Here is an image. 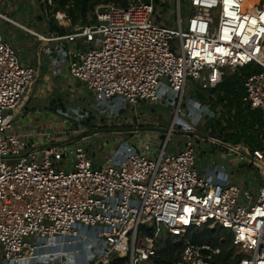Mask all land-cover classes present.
Segmentation results:
<instances>
[{
	"label": "built area",
	"instance_id": "built-area-1",
	"mask_svg": "<svg viewBox=\"0 0 264 264\" xmlns=\"http://www.w3.org/2000/svg\"><path fill=\"white\" fill-rule=\"evenodd\" d=\"M263 1L249 7L246 0H96L86 19L74 23L68 13L72 1L63 8L56 0H0L2 264H112L114 258L154 264L159 244L169 236L181 248L175 264H217L222 248L189 237L206 226L231 233L236 256H242L238 264H264V149L250 153L241 144L262 169L250 164L231 183L220 160L244 157L240 145L181 134L192 131L190 118L224 121L214 95L199 100L196 93L185 94L188 79L195 91H212L228 71L248 65L261 70L244 79L243 104L260 114L255 133L264 132ZM182 2L192 10L186 23ZM43 13L54 35L37 25ZM5 24L41 48L55 44L46 51L54 66L66 58L55 76L85 107L67 103L32 118V127L24 121L23 108L40 73L7 40ZM144 102L178 104L165 137L159 124L148 132L137 124L127 132L131 138H119L114 128ZM98 116L104 123L85 125ZM180 119L188 126L179 132L186 140L170 152ZM103 136L114 141L91 151L89 143ZM196 145L201 156L213 150L206 165ZM142 228L153 235L142 237Z\"/></svg>",
	"mask_w": 264,
	"mask_h": 264
},
{
	"label": "rangeland",
	"instance_id": "rangeland-1",
	"mask_svg": "<svg viewBox=\"0 0 264 264\" xmlns=\"http://www.w3.org/2000/svg\"><path fill=\"white\" fill-rule=\"evenodd\" d=\"M260 0H248V4L254 5V2H258ZM264 4V1L261 2L259 6ZM30 8V6H28ZM1 9V7H0ZM170 13L169 20L171 21V27L176 28L175 25V16ZM34 14H37L34 12ZM44 14V13H43ZM41 14V19L36 20L37 25L43 30V33L48 32V28H50V25L48 23V20H46L45 14ZM192 15V10L188 7V5L184 2H182V19L184 23L187 22L188 17ZM23 18H25V14L23 15ZM38 19V18H36ZM25 21V20H24ZM25 24L27 22H24ZM58 24V23H57ZM2 25V22H1ZM33 26V25H32ZM36 27V25H34ZM3 31L5 32L6 38L8 41L12 42L14 46H16L18 49L21 50L24 55V61L25 63H29L31 66L38 65V57L37 54L40 52V56L42 58V64H41V74L37 77L36 81L34 82L32 86V91L28 95V101H26L23 110L25 109L24 113L26 112H32V111H39L42 112V109H53V111H58L60 110V105H53V103L50 105L52 100H59L62 99L64 101V106L68 103H72L74 105L78 106H86V104L81 103V102H75V100H72L73 96L68 95L66 91H64L63 86L59 85L62 83V78L56 77L57 72L59 68H63L64 61L66 58L63 56L62 63L59 62V66L55 67L53 64V60L47 63V60H45L43 53L44 50L50 48V44L45 45L43 48L40 47V44L38 41L35 40V38L30 36H24V33H22L21 30L12 27L10 25H3L1 26ZM34 29V28H33ZM40 30V29H39ZM40 32V33H42ZM54 35V32L52 33ZM53 44V43H51ZM173 44H175L176 48H174V51L177 49L179 51V41L176 39ZM55 46V45H54ZM47 51V52H48ZM48 56V55H47ZM49 58V57H48ZM55 59V57H54ZM59 59V58H58ZM66 62V61H65ZM53 76L51 75V73ZM56 72V73H55ZM55 73V74H54ZM46 78H48L51 82L50 85H45L44 82H46ZM58 85V86H57ZM45 86V88H43ZM46 86H51V88H48ZM57 86V88H56ZM193 88V89H192ZM197 94L198 91L194 90V84L192 80L189 78L187 82V90L185 92L186 95H191L193 96L194 94ZM49 103V104H48ZM77 103V104H75ZM66 108V106H65ZM178 109V104L177 106L174 107H168L163 104H152V103H140L137 105L134 109L133 112H126L124 115V119L120 120V124L117 125L116 128L114 129H119V138L122 139H129L133 135L127 132H131V129L136 128L137 124H141L139 128H142V132H148L150 129H156L157 125L159 124L158 129H161V137H165L166 131L169 130L173 115L175 114V111ZM32 110V111H31ZM182 111H186L185 107L183 108ZM45 112V111H43ZM49 114L48 112H46ZM223 115L221 114V119L223 118L224 120H227L229 118L228 114H224V111L222 112ZM11 114V112H9ZM181 117V116H180ZM179 122V120H178ZM100 123H104V119L102 117L98 116L97 118L90 119L86 122V126L91 127V126H98ZM188 123L192 125V128L200 135H203L205 137H208L210 140L214 141H225L224 138L226 136L228 137L231 135L230 129L225 130L223 134L218 132L216 129V124H212L211 122L207 121L205 117H194L188 119ZM183 127H188L185 122H182V124L178 123V126L175 128V133L173 134L172 140L169 145V150L170 152H175L177 151V148H179L181 145H179V142H183L186 139H183L182 135L177 134L178 132H181ZM103 130H109L111 127L107 125H102ZM130 130V131H128ZM118 132V131H117ZM110 136L109 138H111ZM107 139L106 136L100 137V138H94L90 143L89 147L93 148L91 151L96 150L98 146H104L108 141H114V139ZM227 146H235L232 144L230 141H225ZM207 143V141H205ZM209 147L212 148V144L209 143ZM201 147L199 145H196V155L197 157L201 160L203 165H206V161L204 160L205 158L211 157V154L213 153V150L207 151V153L203 154L201 156ZM212 151V152H211ZM99 155V154H95ZM230 158L227 159L226 161L220 160V163L224 162L226 163L220 171L227 173L228 175V180L229 182H238V174H242L245 172H248L249 170H245L249 167L251 164L247 159L244 157L238 158L236 155H230ZM254 170H261L260 164L255 163L253 166ZM221 173V172H220ZM251 173H246L245 175L250 176ZM211 178H215L213 175H211ZM262 184V183H261ZM143 237V236H142ZM142 237H140V240H142ZM167 237L163 238V241H165ZM235 254H238L239 251L236 249L234 250ZM2 259L3 257L0 254V264H2ZM219 259L217 262H219Z\"/></svg>",
	"mask_w": 264,
	"mask_h": 264
},
{
	"label": "trees",
	"instance_id": "trees-1",
	"mask_svg": "<svg viewBox=\"0 0 264 264\" xmlns=\"http://www.w3.org/2000/svg\"><path fill=\"white\" fill-rule=\"evenodd\" d=\"M64 8L68 3L72 1L73 8L68 10L73 22H77L79 19H86L89 8L92 7L89 3L96 0H56ZM156 4L160 0H155ZM51 25V23H49ZM51 31H55L56 28L53 25L50 26ZM60 34H64L65 32ZM261 68L255 65H248L243 68L237 69L234 73H228L224 82L217 87L216 90L204 91L197 93L198 99L202 100L206 95L211 97L214 95V107L221 106L224 109V113L229 115L227 120L223 122L219 121L216 124V129L221 134L225 130L230 129L231 135L224 138L225 141H230L235 146L244 143L252 153L255 149H264V132L261 135L255 133L254 125L260 118V114L257 111H252L243 104V98L245 97L244 79L252 73L260 72ZM60 105L61 109H64V101L62 99L53 100V105ZM259 141V142H258ZM254 165L253 162H251ZM252 168V166L250 167ZM144 234L152 236L151 230L142 228L140 235ZM189 237L194 243L207 242L212 245L222 248V255L220 256L217 264H238L242 256H236L233 243L231 241V233L217 226L210 229L208 226L201 230H192L189 233ZM158 251L153 257L154 264H175L180 256L181 248L176 245L174 238L167 237L165 241L158 246ZM123 259H113L112 264H123Z\"/></svg>",
	"mask_w": 264,
	"mask_h": 264
},
{
	"label": "crops",
	"instance_id": "crops-1",
	"mask_svg": "<svg viewBox=\"0 0 264 264\" xmlns=\"http://www.w3.org/2000/svg\"><path fill=\"white\" fill-rule=\"evenodd\" d=\"M49 29V28H48ZM48 32H50V33H53V32H51V31H49L48 30ZM55 44L53 43V44H50V48L49 49H51V50H53L54 49V46ZM48 49H46V50H44V53H43V56H44V58H45V60H47V63L48 62H50V57L49 56H47V53H46V51H47ZM37 56H39L38 57V65H35L34 67H36V68H38V70H39V73L41 74V64H42V58H41V56H40V52L37 54ZM28 57V56H27ZM49 57V58H48ZM55 56L53 55V58H54ZM234 73L233 71H228V73ZM51 73V72H50ZM227 73V74H228ZM51 75L53 76V74L51 73ZM46 80V82H44L45 83V85H50V80L48 79V78H46L45 79ZM59 85H61V83L59 84ZM58 86V85H57ZM57 86H56V88H57ZM45 87V86H44ZM43 87V88H44ZM47 87V89L48 88H51V86L49 87V86H46ZM59 88V87H58ZM57 88V89H58ZM53 103V100L51 101V103H50V105ZM49 104V103H48ZM75 104H77V103H75ZM24 111H25V109H24ZM32 111V110H31ZM43 111H45V112H43ZM46 112H48V113H52V112H54L53 111V109H42V112H39V111H32V112H26L25 113V115H24V117H23V119H24V121L25 122H27L28 121V124H29V126H33V125H35L34 123V121L32 122V118L33 119H35V116H38V115H42V114H47ZM27 120V121H26ZM177 134H180L179 132L177 133ZM182 134V133H181ZM182 137H183V135H182ZM183 139H185L184 137H183ZM241 145V144H240ZM248 148V147H247ZM253 162V161H252ZM251 167V165H249V168ZM78 247H83V244H81V245H78Z\"/></svg>",
	"mask_w": 264,
	"mask_h": 264
},
{
	"label": "water",
	"instance_id": "water-1",
	"mask_svg": "<svg viewBox=\"0 0 264 264\" xmlns=\"http://www.w3.org/2000/svg\"><path fill=\"white\" fill-rule=\"evenodd\" d=\"M182 120L180 119L179 120V124H182ZM186 127H183V129H185ZM187 129V128H186ZM185 129V130H186ZM182 134L184 135V136H188V137H195V136H203V135H200V134H198L197 132H194V131H183L182 132ZM203 137H205V136H203ZM205 138H207V137H205ZM239 151H240V153L246 158V159H248V160H250V161H253L254 163H257V160L256 159H254V157H252L251 155H249L247 152H246V150L244 149V146L243 145H240V147H239Z\"/></svg>",
	"mask_w": 264,
	"mask_h": 264
},
{
	"label": "bare ground",
	"instance_id": "bare-ground-1",
	"mask_svg": "<svg viewBox=\"0 0 264 264\" xmlns=\"http://www.w3.org/2000/svg\"><path fill=\"white\" fill-rule=\"evenodd\" d=\"M259 2V1H258ZM258 2H254V5H250V4H248V0H246V5H248L249 7H253V6H255Z\"/></svg>",
	"mask_w": 264,
	"mask_h": 264
},
{
	"label": "flooded vegetation",
	"instance_id": "flooded-vegetation-1",
	"mask_svg": "<svg viewBox=\"0 0 264 264\" xmlns=\"http://www.w3.org/2000/svg\"><path fill=\"white\" fill-rule=\"evenodd\" d=\"M192 131H194V129H191Z\"/></svg>",
	"mask_w": 264,
	"mask_h": 264
}]
</instances>
